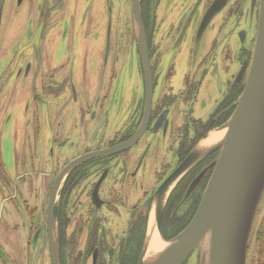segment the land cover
I'll return each mask as SVG.
<instances>
[{
  "label": "flooded vegetation",
  "instance_id": "flooded-vegetation-1",
  "mask_svg": "<svg viewBox=\"0 0 264 264\" xmlns=\"http://www.w3.org/2000/svg\"><path fill=\"white\" fill-rule=\"evenodd\" d=\"M137 5L0 0V264H139L156 190L231 117L252 61L261 0ZM216 24L220 35L175 90L171 71L160 66L164 51H179L189 32L197 48ZM235 61L239 69L220 103L206 119L196 116L205 74L218 72L220 62L229 72ZM219 153L210 150L175 182L162 235L175 237L190 222ZM263 233L259 262L248 264H264Z\"/></svg>",
  "mask_w": 264,
  "mask_h": 264
},
{
  "label": "water",
  "instance_id": "water-1",
  "mask_svg": "<svg viewBox=\"0 0 264 264\" xmlns=\"http://www.w3.org/2000/svg\"><path fill=\"white\" fill-rule=\"evenodd\" d=\"M137 1L134 0L135 8ZM138 18L146 56L139 12ZM215 131L224 133L221 140L204 146L207 135L199 149H194L156 190L154 228L166 246L147 258V239L139 264H184L200 244V264H248L250 238L264 196V0L245 87L231 117ZM137 138L107 152L128 147ZM215 148L220 153L197 211L182 231L166 240L162 235V215L169 193L185 171Z\"/></svg>",
  "mask_w": 264,
  "mask_h": 264
},
{
  "label": "rangeland",
  "instance_id": "rangeland-1",
  "mask_svg": "<svg viewBox=\"0 0 264 264\" xmlns=\"http://www.w3.org/2000/svg\"><path fill=\"white\" fill-rule=\"evenodd\" d=\"M159 15L161 16V12H159ZM244 26L246 27V24H244ZM226 32L227 28H224L221 33L224 35ZM218 35H220V32H218V26L216 24L215 29L210 31L208 30L206 32L197 48L195 44H193V33L189 32L179 51H177V48L175 49V47H171L164 51L160 61V66L165 75L169 72V70L171 71L172 75L170 84L175 90H178L184 86L186 75L190 72H194L199 66L197 65L196 59L208 52L212 44V39L217 38ZM229 42L232 47L233 54L236 56L240 49V41L237 35L234 34L233 36H230ZM61 48L62 47L59 43V50ZM220 59L221 56L218 55L217 64H219ZM212 65L213 62L209 64V69H211ZM238 69L239 63L235 61L232 64L229 72H226L222 68V62H220V68L218 72H215L214 67L205 74L197 103H195L194 106V114L196 116L202 119H206L209 116V114L215 109V107L224 97V94L228 88V79L230 78L231 73L236 72ZM111 123L113 124V121H111ZM45 147L46 146L43 144V149H45ZM117 221L120 226L123 227L125 223L124 216L122 219H118ZM152 225L156 226L154 215L152 217V221H150V228ZM262 227H264V196L261 200L250 238L248 263L252 260V258L257 260L259 257L258 255L262 250V244L258 243L256 240L257 231ZM202 252L203 244H200L191 253L184 264H200Z\"/></svg>",
  "mask_w": 264,
  "mask_h": 264
},
{
  "label": "bare ground",
  "instance_id": "bare-ground-1",
  "mask_svg": "<svg viewBox=\"0 0 264 264\" xmlns=\"http://www.w3.org/2000/svg\"><path fill=\"white\" fill-rule=\"evenodd\" d=\"M224 133L223 132H218V131H212L208 138L205 139L202 144L204 146H209L212 144L217 143L218 141L221 140L223 137ZM152 221V218H151ZM154 226L149 229V234H148V253H147V258L152 257L154 254L162 250L165 246L166 243L164 240H162L161 236L159 233L156 231Z\"/></svg>",
  "mask_w": 264,
  "mask_h": 264
},
{
  "label": "trees",
  "instance_id": "trees-1",
  "mask_svg": "<svg viewBox=\"0 0 264 264\" xmlns=\"http://www.w3.org/2000/svg\"><path fill=\"white\" fill-rule=\"evenodd\" d=\"M237 99H238V97H237ZM206 131H204V133L202 134V137H204L205 135H206ZM182 228V227H181ZM180 228V229H181ZM179 229V230H180ZM264 229V227H262V228H260L258 231H257V238H256V240H257V242L258 243H261V234H262V230ZM178 230V231H179ZM177 231V232H178ZM264 234V233H263ZM163 237L166 239V240H169V239H171V238H173L171 235L170 236H168V235H163ZM256 262L258 261L259 262V257H258V259L257 260H255Z\"/></svg>",
  "mask_w": 264,
  "mask_h": 264
}]
</instances>
